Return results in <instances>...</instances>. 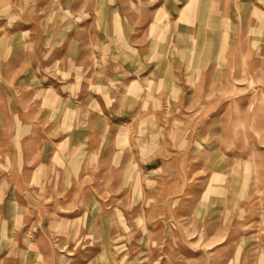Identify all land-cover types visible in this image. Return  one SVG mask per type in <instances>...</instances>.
Listing matches in <instances>:
<instances>
[{"label":"rangeland","instance_id":"1","mask_svg":"<svg viewBox=\"0 0 264 264\" xmlns=\"http://www.w3.org/2000/svg\"><path fill=\"white\" fill-rule=\"evenodd\" d=\"M0 264H264V0H0Z\"/></svg>","mask_w":264,"mask_h":264}]
</instances>
